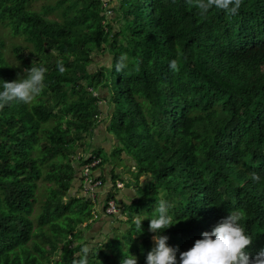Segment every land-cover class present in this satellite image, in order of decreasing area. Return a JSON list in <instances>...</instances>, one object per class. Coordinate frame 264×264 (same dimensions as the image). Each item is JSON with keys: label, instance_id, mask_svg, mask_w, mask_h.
<instances>
[{"label": "trees", "instance_id": "trees-1", "mask_svg": "<svg viewBox=\"0 0 264 264\" xmlns=\"http://www.w3.org/2000/svg\"><path fill=\"white\" fill-rule=\"evenodd\" d=\"M39 1L0 0V80L17 79L32 63L48 70L32 104L0 109V264H73L91 245L83 233L101 202L70 189L84 165L92 173L109 163L102 155L133 162L137 193L88 264H120L129 253L146 264L160 199L174 205L178 223L160 234L177 258L230 211L244 213L254 257L264 248V0H243L235 16L213 8L207 19L185 0H52L37 11ZM7 38L19 42L7 46ZM99 53L107 65L95 62ZM122 53L127 68L117 72ZM173 59L179 72L169 68ZM104 122L116 139L109 155L89 151ZM117 177L113 168L109 198ZM137 217L145 219L142 234Z\"/></svg>", "mask_w": 264, "mask_h": 264}, {"label": "clouds", "instance_id": "clouds-1", "mask_svg": "<svg viewBox=\"0 0 264 264\" xmlns=\"http://www.w3.org/2000/svg\"><path fill=\"white\" fill-rule=\"evenodd\" d=\"M101 1L103 2V6H106L107 3L103 0ZM111 3L115 6V4L119 3V0H111ZM185 3L189 7L196 8L198 10V15L202 19H207L210 10L213 8L222 10L229 16L237 15L241 9L243 0H185ZM109 9L110 8H108V10ZM108 12L110 11H106V13ZM128 59L127 54L122 53L115 61V71L121 72L126 69ZM109 66L112 67L111 63ZM57 68L61 74L66 72V68L62 62L57 63ZM169 68L173 72H179L180 66L178 60H171L169 62ZM47 71L46 67L36 66L32 63L30 68H25L23 70V75H17V79L11 82L0 80V86H2V91H0V109H3L6 105H12L17 102L26 105L32 104L41 96L47 86L45 83ZM97 160L98 159H94L91 164ZM99 164L100 163L90 166L97 167ZM84 168L86 169L88 166L84 165ZM85 169L79 174L80 180H82V193L76 195V197H85L94 203L98 201L97 189L99 188L101 179L95 178L96 180L94 181L88 176L89 174L92 175V173L84 172ZM85 173L87 176H85ZM249 176L253 182L261 180V177L256 172L249 173ZM129 181L130 180H128L127 186L133 187L134 195L131 200H129L128 204L136 199L135 195L137 193L134 181L133 185L130 184ZM90 183L99 184L91 190ZM124 186L125 185L119 181V178H117L116 191L113 193L114 198L108 197V193L111 192L110 189L106 198H104L99 205H95L93 215L96 221L99 220V216L102 214L101 217L111 218L115 221L114 223H117V225L115 226L112 224V226L113 228H118L120 226L119 221L125 220L124 205L127 204L119 202L116 199V192L123 189ZM109 202H113L117 209V213L114 215H108L105 212ZM173 207L174 205L168 200L160 199L155 208L156 215L149 219V231L154 234L152 240L155 246L147 253L146 264H264V248L260 249L254 257L250 256L248 248L252 245L253 239L252 236L246 232L245 227L240 223L244 213L236 211H230V213L222 218L210 232H203L202 238L197 239L194 245L187 251L179 252V258H177L178 248L169 246L167 243L169 237L160 234L163 230L178 223H174V217L170 214V209ZM143 220L145 219L139 217L135 219V227L140 234L143 232ZM113 228H111V230H113ZM106 237H108V235ZM92 252L93 247L91 245L82 246L80 251L75 254L73 264H88V257ZM120 264H138V259L136 256L129 253L126 257L123 255Z\"/></svg>", "mask_w": 264, "mask_h": 264}, {"label": "crops", "instance_id": "crops-1", "mask_svg": "<svg viewBox=\"0 0 264 264\" xmlns=\"http://www.w3.org/2000/svg\"><path fill=\"white\" fill-rule=\"evenodd\" d=\"M108 0H106L107 2ZM106 134V135H105ZM104 135L99 132L98 130L95 131L94 136H92V140L90 139V143H91V147L89 149V151L93 152L95 150H99V149H103L107 155H109L112 151V148L114 147L112 140L114 139V137L109 138L107 133H105ZM92 141V142H91ZM116 142V141H115ZM112 143V144H111ZM131 162H129V160H127L126 158L124 159V165L128 168L131 167L130 165ZM108 165L113 166V168L117 171L116 174L121 175L123 174L124 177L127 178V182L128 180H130V184L133 185V175L131 176V172L134 171V169L132 170L131 168L128 170V172H126L120 165L119 166H115L114 164H110V163H106ZM112 168V169H113ZM82 169V168H81ZM80 169V171H81ZM108 170L107 167H98L96 169L93 170L92 172V176L93 178H100L101 180H103L105 183L102 187H99L98 190V201L102 202V200H104V198H106L107 193L110 191V178L109 175L111 174V170ZM119 178V177H117ZM70 193L72 195H78L82 193V180H80V175L77 176V179L73 182L72 184V188L70 189ZM134 195V191H133V187L132 186H124L123 189L118 190L116 192V199L119 202L122 203H126L128 204L129 200H131V198ZM98 207V206H97ZM100 213V211H99ZM98 213V214H99ZM97 214V215H98ZM102 215V214H101ZM101 215L99 216V220L95 221V230L96 234H95V242H101V238H103L104 236H107L109 234V232L111 231V228H113L112 224L115 225V221H113L111 218H105V217H101ZM86 237H89L88 235H86ZM90 241H92V239L90 238ZM94 241V240H93Z\"/></svg>", "mask_w": 264, "mask_h": 264}, {"label": "rangeland", "instance_id": "rangeland-1", "mask_svg": "<svg viewBox=\"0 0 264 264\" xmlns=\"http://www.w3.org/2000/svg\"><path fill=\"white\" fill-rule=\"evenodd\" d=\"M108 1H110L111 2V0H108ZM53 3V1L52 0H41V1H39V2H37V3H33V7L37 10V11H41V5L42 4H44V3ZM109 3V2H108ZM110 9H112V7L110 8ZM108 9H106V11H107ZM112 13L111 12H108L107 13V15L108 16H110ZM110 18V17H109ZM108 22H109V20H108ZM19 38H7L6 39V45L7 46H9L11 43H13V42H19V40H18ZM5 53H6V56L8 57V60H9V62L11 63V64H15L14 63V61H13V58L12 57H10V55L8 56V54H7V52L5 51ZM109 59H110V57L107 55V53H99L97 56H95V62H97V63H99L100 65H102V64H108L109 63ZM91 68L94 70L95 68H94V66H91ZM24 70V69H23ZM103 92H105V91H103ZM102 119H104V117L102 118ZM107 123H102L101 124V126L97 129L99 132H101L103 135L105 134V132H106V126L108 125H106ZM106 135V134H105ZM110 136H108L109 138H112V137H114V135H112V134H109ZM92 140V139H91ZM92 142V141H91ZM112 142H113V145L115 144V139H113L112 140ZM112 144V143H111ZM102 157L105 159V160H107L110 164H114L115 166H121L126 172H128V170L131 168L132 170H133V167H132V165H133V162L130 160L129 162H131L130 163V165H131V167L128 169L123 163H124V161L123 162H121V161H119L118 160V158H113L112 156H110V157H108V158H105L103 155H102ZM123 158V157H122ZM124 159V158H123ZM100 160H101V158H98V160L97 161H95L94 162V164H98V163H100ZM93 164V165H94ZM107 167V169L108 170H110V169H112L113 168V166H111V165H108V164H106V163H101V165H100V168H102V167ZM85 168L84 167H82V169L81 170H84ZM115 172H117L116 170H115ZM133 174H135V171H132L131 172V176L133 175ZM144 180H145V178L144 177H140L139 178V185H138V187L139 188H143V184H144ZM119 181H121L125 186H127L128 185V182H127V178L126 177H124V175L123 174H121V175H119ZM45 187H46V184H44V183H39V191H38V193H39V195H38V203L36 204V206H35V213H34V216H33V219H34V221H35V224H36V219H37V216H38V214L40 213V211H41V208H42V205H43V200H44V196H45ZM117 225V223L115 224V226ZM95 227H96V225H92V227H90L89 228V230L87 231V232H84L83 233V235L84 236H86V235H88L89 236V238H91L92 239V242H90L91 243V246L93 247V246H95V245H97V244H100V243H102L103 241H104V238L106 237V236H104L103 238H101V242H95V234H96V231L97 230H95ZM124 228V227H123ZM94 240V241H93ZM154 242V241H153Z\"/></svg>", "mask_w": 264, "mask_h": 264}, {"label": "built area", "instance_id": "built-area-1", "mask_svg": "<svg viewBox=\"0 0 264 264\" xmlns=\"http://www.w3.org/2000/svg\"><path fill=\"white\" fill-rule=\"evenodd\" d=\"M93 164H91V166H93ZM85 176H87L86 173H85ZM90 184H91L90 188L92 190V188L95 187V186H97L99 183H90ZM105 212L108 215H114V214H116L117 213V209L115 207V204L113 202H109L108 205H107V207H106Z\"/></svg>", "mask_w": 264, "mask_h": 264}]
</instances>
